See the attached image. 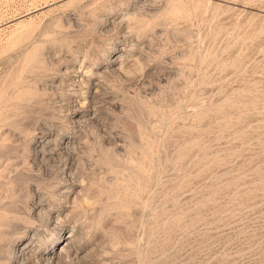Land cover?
Instances as JSON below:
<instances>
[{
  "label": "rangeland",
  "instance_id": "1",
  "mask_svg": "<svg viewBox=\"0 0 264 264\" xmlns=\"http://www.w3.org/2000/svg\"><path fill=\"white\" fill-rule=\"evenodd\" d=\"M0 264H264V0H0Z\"/></svg>",
  "mask_w": 264,
  "mask_h": 264
}]
</instances>
